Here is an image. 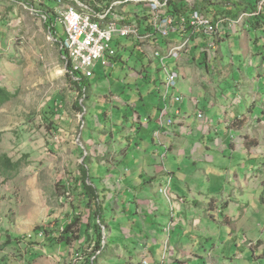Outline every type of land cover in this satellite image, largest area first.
<instances>
[{"label": "rangeland", "instance_id": "obj_1", "mask_svg": "<svg viewBox=\"0 0 264 264\" xmlns=\"http://www.w3.org/2000/svg\"><path fill=\"white\" fill-rule=\"evenodd\" d=\"M125 1L0 0V87L14 94L0 108V264H264V26L249 13L226 15L245 0H209L210 8L223 11L212 39L195 32L187 51L173 59L167 54L182 42L177 33L141 42L118 38L111 43L115 56L96 63L84 97L66 74L56 11L111 7L140 29L137 21L148 11ZM257 10L264 14V0ZM154 51L178 75L174 95L182 101L171 104L179 105L177 119L185 117L189 127L165 146L145 128L137 132V116L144 124L163 103L166 78ZM197 110L207 119L198 134ZM171 144L173 151L166 149ZM197 144L200 157L192 164L179 150ZM150 158L156 165L137 172L129 186L121 182L124 190L111 184L108 170L96 173L101 161L127 166ZM83 170L93 199L85 194ZM141 191H152L147 202L163 209L150 236L143 224L154 218L148 211L134 214ZM169 194L184 200L181 213L171 212ZM68 224L69 244L55 241ZM95 225L101 248L91 258L84 233Z\"/></svg>", "mask_w": 264, "mask_h": 264}, {"label": "built area", "instance_id": "obj_2", "mask_svg": "<svg viewBox=\"0 0 264 264\" xmlns=\"http://www.w3.org/2000/svg\"><path fill=\"white\" fill-rule=\"evenodd\" d=\"M168 1L170 0H131L130 2L144 5L150 14L151 30L154 35L168 38L172 33H176L178 28L188 25L193 31L201 32L202 35L207 36V40L213 38L215 35L214 25L207 17L201 13L192 12L188 17L181 16L175 19L166 12ZM127 2L129 0L125 1V3ZM238 20L240 18L237 21L227 20V22L233 24L236 21L239 23ZM56 21L61 25L65 34L60 46L66 51V64L70 66L69 74L71 76L75 74L78 77L90 78L97 62H103L115 56V50L111 47V43L118 38H133L136 42H141L145 37L152 36L150 34L144 36L146 34L136 28L133 23L125 21L121 16H114L111 7L106 12H80L73 7H68L56 11ZM225 21L221 20L223 24L226 23ZM187 44L188 38L182 39L180 45L169 49L167 56L178 59L180 53L187 51ZM153 57L159 58L158 62L166 78L162 95L164 105L159 110L158 122L160 126H173L174 120L170 114L171 106L166 102V98L169 95V90H175L178 75L168 71L162 65L163 58L158 55L157 51H154ZM73 79L79 78L73 77ZM173 91L169 95L170 101L178 104L182 98L179 95H174ZM173 113L174 115L180 114L179 110H175ZM198 118L201 119L202 114H198ZM142 264H146V262L143 261Z\"/></svg>", "mask_w": 264, "mask_h": 264}, {"label": "crops", "instance_id": "obj_3", "mask_svg": "<svg viewBox=\"0 0 264 264\" xmlns=\"http://www.w3.org/2000/svg\"><path fill=\"white\" fill-rule=\"evenodd\" d=\"M173 94H174V91H173ZM171 103H172L171 101L168 102V105L171 106L170 114H171L172 119L174 120V125L173 126H165V125L160 126V124L158 122V114H159V110L161 109V107L164 104L161 103V102H159L158 103V106L155 107V110H154L155 113H154L153 117H151V115H149L148 116L149 119H147V120L144 119V124H141L139 122V116H137V132L138 131L141 132V130L143 128H145L146 131H148V132L151 133L152 141L154 140V138H158L159 139L158 142H159V145L160 146H165L166 138L167 139H171V138L174 139L176 137V132L183 131V132L188 133L189 132L188 131L189 130L188 129L189 127H188V125L186 123V118L184 117V118H181V119H177V116L179 117L181 115V112H180L179 107H178L179 105L177 107H174L173 108V106H172ZM175 110H179L180 114L179 115H174L173 112ZM198 114H202V118L201 119L198 118ZM196 115H197V119H198V121L196 120V122L199 123V124L196 125L195 127L197 128L196 133L198 134L200 131L206 129V128H204V127H206L204 125L207 122V119L205 117V114H204V111L203 110H197L196 111ZM228 127H229V125H228ZM211 144H216L217 146L220 145L219 141H216V143H215V141H212ZM136 149L138 150L139 148L136 147ZM166 149L169 150V151H173V144H171L170 146L166 147ZM208 150L210 151L209 148H208ZM179 151H180V153L184 154L187 157H192L193 158L192 164H196V162H198L197 161L198 160V157H200L199 152L201 151V146L199 144H197V145L193 146V149L192 150H188L187 148H184V150H179ZM115 160L116 159H114L113 162H111V163H106L104 161L99 162L96 165V170H97L96 173L97 174H100L104 170H108L107 175H108L110 181L112 182L111 184L112 185L114 184V186H116L119 191L120 190H124L123 187H121V185H120L121 182H122V184H123V182L124 183L126 182L128 184V186H129L130 184L134 183V178L135 177L140 176L137 172H142L145 169V167H151V166L156 165L155 164V160L153 158H150L148 161H146V163L143 162L142 160L141 161H137V162L134 161L133 163L132 162L131 163L129 162L127 166H125L124 164H122V162H119V161L117 163ZM120 167H122V170H120L121 169ZM180 168L181 167H179V169ZM112 169H114V171H110ZM163 170H165V169L163 168ZM202 172H203V175L206 176V172L205 171H202ZM115 173H117L121 177L114 178V174ZM125 173H128L129 176L127 175L126 177H123V176L126 175ZM171 176L172 175H171L170 172H167L166 173V184L167 185H168V182L170 181V177ZM116 179H117V181L115 182ZM118 179H120V180H118ZM154 179H155V177H150L148 182H150V184H152V181ZM100 181H101V183H103L104 185H106L105 184L106 179L101 178ZM118 190H116V188H115V193ZM142 190H144L143 187H142ZM167 190H168V188H167ZM107 191L113 193L114 192V189L110 186V188ZM111 193H110V196L112 195ZM151 193H152V191H149V193H147V191H146L145 192L146 195H145L141 191L140 194L141 195L143 194L142 195V199H140V200L137 199L136 203L134 204L135 205V208H134L135 209V212H134L135 217L139 216V212H146V211H148L147 214H150V216H152L154 218V221L149 222V224H143V227H146V230L144 229L145 231H143V232H147L148 236H150L151 234H155L154 232H156L157 227H160L161 226L160 223H159V219H161V216L163 215V213H162V210L163 209H162L161 206L155 204L152 201L151 202L150 201L147 202V200L150 199V194ZM170 196H171V200H173V202H174L173 205L176 206V210L175 209H171V212L173 214H175L174 212L181 213V208H180V206H179L178 203L184 202V200L181 199V197L179 198V196H175L173 194H171ZM179 222H181V221H179ZM174 224L176 225V223H174V222L170 223L171 226L172 225L174 226ZM105 228L103 229L104 231H105ZM175 228H176V226H175ZM164 229H166V228H164ZM167 230H168V228H167ZM142 234H144V233H142ZM152 241L156 242V239H154V240L152 239ZM144 243H146V241H144ZM140 250H142L141 253H143V254L146 253L144 251V248H142ZM144 255H142V256H144Z\"/></svg>", "mask_w": 264, "mask_h": 264}, {"label": "trees", "instance_id": "obj_4", "mask_svg": "<svg viewBox=\"0 0 264 264\" xmlns=\"http://www.w3.org/2000/svg\"><path fill=\"white\" fill-rule=\"evenodd\" d=\"M223 1H227V0H223ZM260 2V0H245L244 6L241 8L239 4H234V9L233 11H229V12H225L226 15H230V17H234L237 18V16L240 13H249V15H251L250 17L254 20V24H256L257 26L263 25L264 26V14L263 12L257 10V3ZM212 5L209 2V0H195L192 3H188L185 0H170L167 3V13H170L175 19H178L181 16H186L188 17L192 12H198L201 13L202 15H204L205 17H207L210 22L214 25V21H216V19H218V16L220 14L223 13L222 10H218L215 7L210 8ZM227 16H223L225 17V19L228 20ZM250 18V19H251ZM219 20V19H218ZM50 22H53L54 19H50ZM138 27L140 28V30L143 32L144 34H150L152 35V37H155L154 33L151 30V22H150V14H147L146 16H144V21L143 20H138ZM47 24V23H46ZM51 23L48 24V26ZM51 31H54L55 28L54 27H50ZM197 31H193L192 28L188 27V25L183 26L178 28V31L176 32L177 34H179L182 39L184 38H194L195 37V33ZM61 55L64 57L66 54V51L64 49H61ZM202 63V62H200ZM66 70H68V72L66 73L67 76L70 77V79L74 78H79L76 80H72L73 84L77 87V89H79V92L81 93V95H83L84 97H86L85 92L87 90V86H88V78H84V77H78L74 74V76H71L69 74V69L70 66L66 65ZM14 97V94H10L6 89L1 88L0 87V108L2 107V105H4L6 102L10 101L12 98ZM79 102L74 104V107L78 110L81 111L79 105ZM8 167H16L17 164H9V162H7ZM87 170L84 171L82 173V176L85 177L83 178V182H84V189L86 191L85 194H88L89 197H92L95 195V192L93 189H87V185L85 183L86 180V176H87ZM96 198V197H95ZM90 199H93L90 198ZM90 201V200H89ZM97 225L94 226L93 229H85V233L84 236L86 237V240H88L89 244H92L91 250L93 251V254L91 255V258L94 257V255L98 252H100V243H101V232H100V227H96ZM71 227L72 224H68L66 225L63 230L61 231V233L59 235L55 234V236H52V238H54L55 241H59V242H66L67 244H69V241L71 240L69 232H71ZM91 231V232H90ZM94 235V236H93ZM91 242V243H90ZM90 258V259H91ZM95 260V259H94ZM93 260V261H94Z\"/></svg>", "mask_w": 264, "mask_h": 264}]
</instances>
